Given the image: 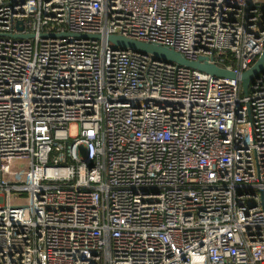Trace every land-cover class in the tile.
<instances>
[{"label":"built area","instance_id":"1","mask_svg":"<svg viewBox=\"0 0 264 264\" xmlns=\"http://www.w3.org/2000/svg\"><path fill=\"white\" fill-rule=\"evenodd\" d=\"M112 35L240 75L264 0H0V264H264V72Z\"/></svg>","mask_w":264,"mask_h":264},{"label":"water","instance_id":"2","mask_svg":"<svg viewBox=\"0 0 264 264\" xmlns=\"http://www.w3.org/2000/svg\"><path fill=\"white\" fill-rule=\"evenodd\" d=\"M16 37L22 38L21 36ZM26 37L29 38L31 36ZM88 37L99 39V36ZM108 41L115 49L131 50L144 55H150L155 60L164 61L167 63H175L179 66L197 70L202 73L212 75L216 78L239 80L244 96L248 95L249 86L254 78L264 72V52L251 68L242 74L237 75L233 71L216 66L207 58H199L197 61H191L186 59L182 54L158 44L144 43L115 35L109 36Z\"/></svg>","mask_w":264,"mask_h":264},{"label":"rangeland","instance_id":"3","mask_svg":"<svg viewBox=\"0 0 264 264\" xmlns=\"http://www.w3.org/2000/svg\"><path fill=\"white\" fill-rule=\"evenodd\" d=\"M76 131H77V128H75L74 126L71 128V132H72V135L75 136L76 135Z\"/></svg>","mask_w":264,"mask_h":264}]
</instances>
